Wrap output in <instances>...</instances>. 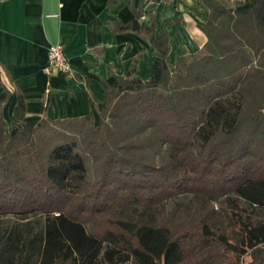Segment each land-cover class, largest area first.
Wrapping results in <instances>:
<instances>
[{"label": "trees", "instance_id": "16d2710c", "mask_svg": "<svg viewBox=\"0 0 264 264\" xmlns=\"http://www.w3.org/2000/svg\"><path fill=\"white\" fill-rule=\"evenodd\" d=\"M122 2L113 33L158 59L102 83L97 126L26 121L21 96L8 126L0 82V264H264V0H199L206 42L173 65L142 9L106 5Z\"/></svg>", "mask_w": 264, "mask_h": 264}, {"label": "crops", "instance_id": "0c3cea01", "mask_svg": "<svg viewBox=\"0 0 264 264\" xmlns=\"http://www.w3.org/2000/svg\"><path fill=\"white\" fill-rule=\"evenodd\" d=\"M142 9V25L155 23L157 37L168 35L167 62L191 54L206 42L199 30L208 11L199 0H130ZM107 0H0V82L10 94L2 116L10 126L18 96L26 106L25 120L50 121L81 118L93 114L95 122L103 110L102 83L125 76L135 64V75L143 82L152 74L153 48L140 36L115 34L111 25L133 18L122 2L114 9ZM183 20L165 26L166 21ZM61 45L71 66L73 82L66 73L43 71L49 47Z\"/></svg>", "mask_w": 264, "mask_h": 264}, {"label": "built area", "instance_id": "2783aa9c", "mask_svg": "<svg viewBox=\"0 0 264 264\" xmlns=\"http://www.w3.org/2000/svg\"><path fill=\"white\" fill-rule=\"evenodd\" d=\"M43 71L46 75H52L56 73H72L71 66L64 56L61 45H53L49 47L47 61Z\"/></svg>", "mask_w": 264, "mask_h": 264}, {"label": "rangeland", "instance_id": "374dc122", "mask_svg": "<svg viewBox=\"0 0 264 264\" xmlns=\"http://www.w3.org/2000/svg\"><path fill=\"white\" fill-rule=\"evenodd\" d=\"M95 125L96 126L98 125V121L95 122ZM190 200H191L190 196L180 197L175 202L167 203L165 208L167 211H170L175 204H177V203L178 204H187ZM214 206H216V205L214 204ZM15 222H16V219L12 216L2 218L0 220V233H3L7 228H10L13 225V223H15Z\"/></svg>", "mask_w": 264, "mask_h": 264}]
</instances>
